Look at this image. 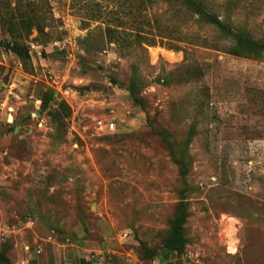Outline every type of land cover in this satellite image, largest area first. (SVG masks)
I'll return each instance as SVG.
<instances>
[{
    "label": "rangeland",
    "instance_id": "rangeland-1",
    "mask_svg": "<svg viewBox=\"0 0 264 264\" xmlns=\"http://www.w3.org/2000/svg\"><path fill=\"white\" fill-rule=\"evenodd\" d=\"M78 1L0 0L14 24L38 21L17 35L27 62L0 45V254L10 264H264V53H225L213 29L165 3L151 13L205 44L121 53L103 25L82 24ZM207 1L264 38V0ZM12 41L0 30V44ZM135 76L141 105L126 91ZM163 132L175 149L189 139L180 255L163 251L185 187Z\"/></svg>",
    "mask_w": 264,
    "mask_h": 264
},
{
    "label": "trees",
    "instance_id": "trees-1",
    "mask_svg": "<svg viewBox=\"0 0 264 264\" xmlns=\"http://www.w3.org/2000/svg\"><path fill=\"white\" fill-rule=\"evenodd\" d=\"M74 1V0H73ZM84 2V3H83ZM122 6L128 7V10H117V8H110L102 10L98 7V3L86 4L85 1L80 0L76 5H81V17L82 24L87 25L88 22H98L103 25V36L107 43H114L118 50L122 53L132 47L142 49V46H162L176 51L180 50V47L176 42H186L190 44H197L200 40L204 42L203 37H199L193 33H188L186 30L182 31L176 27H168L163 24L158 15L151 13L152 8L157 3H165L167 6H175L176 10L185 15L187 19L195 24L206 26L213 29L215 33L226 41L227 47L223 50L225 53L243 57L248 59H258L264 53V38L254 40L243 29H235L231 25L228 17L219 18L215 11L210 7L207 0H124ZM235 3L228 2V10L234 7ZM11 14L0 15V30L3 31L6 28V33L11 35L14 41L2 42L0 45L6 51H9L16 55L23 62L29 60L27 49L24 45L17 41V35L20 32H25V35L29 34V28L36 26L38 22L34 15H22L18 24H14ZM16 25V26H14ZM96 29L100 30L101 27L97 26ZM91 41V35H87L83 39V43ZM137 77V76H135ZM138 78V77H137ZM133 80L126 86V91L129 94L132 102L136 105H141V100L138 97L140 90V80L132 78ZM115 82V81H112ZM52 94L45 93L41 97V109L46 110L47 106L52 101ZM58 106L65 112L67 116L68 110L66 105L61 101ZM165 139V144L168 147V152L172 158V161L178 167L179 175L184 183V192L180 191V200L177 202L173 216L169 220V229L167 236L163 242V251L165 254L180 255L185 248L186 240L184 236V224L189 215L188 205L183 198V193L189 191L190 187L187 185L185 179L188 174V157L186 156V147L189 139L185 141L183 146L173 148L170 143L169 134L161 133ZM0 264H10L7 257L0 254Z\"/></svg>",
    "mask_w": 264,
    "mask_h": 264
},
{
    "label": "water",
    "instance_id": "water-1",
    "mask_svg": "<svg viewBox=\"0 0 264 264\" xmlns=\"http://www.w3.org/2000/svg\"><path fill=\"white\" fill-rule=\"evenodd\" d=\"M32 116H34V115H32ZM8 121L9 122L11 121V118L10 117H8ZM14 132H17V129H14Z\"/></svg>",
    "mask_w": 264,
    "mask_h": 264
},
{
    "label": "built area",
    "instance_id": "built-area-1",
    "mask_svg": "<svg viewBox=\"0 0 264 264\" xmlns=\"http://www.w3.org/2000/svg\"><path fill=\"white\" fill-rule=\"evenodd\" d=\"M150 264H158L157 262L155 261H151Z\"/></svg>",
    "mask_w": 264,
    "mask_h": 264
}]
</instances>
